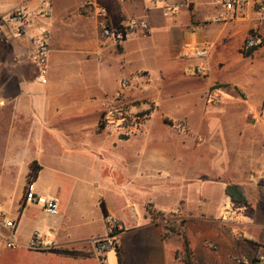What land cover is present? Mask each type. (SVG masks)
I'll list each match as a JSON object with an SVG mask.
<instances>
[{
    "label": "crops",
    "instance_id": "1",
    "mask_svg": "<svg viewBox=\"0 0 264 264\" xmlns=\"http://www.w3.org/2000/svg\"><path fill=\"white\" fill-rule=\"evenodd\" d=\"M42 1L0 0V17L22 3L33 16L32 24L21 36L13 25L2 27L0 41V209L14 222L12 231L21 244L15 250H1L0 264H102L95 258L90 242L104 235L101 203L104 211L123 225L117 239L123 264H239L233 257H264L261 117L242 131L241 177L234 182L243 188L250 205L236 210L238 216L226 222H219L214 210L222 195L227 200L223 205L230 203L224 193L225 184L215 199L199 191L194 207H190L191 200L181 196L173 209L163 211L146 201L135 214L134 207L128 204L113 209L99 192L89 205L85 191L68 190L66 184H59L62 177H70L49 171V166L41 161L49 156L61 169L70 161L74 164L72 172L82 177L84 172L79 166L84 159L107 158L93 145L108 137V123L101 131L98 125L106 115L105 103L120 90L118 85L111 94L104 90L105 71L109 70L124 77L142 72L151 81L150 71H154L159 74L161 85L182 86L185 89L179 93L189 97L199 92L200 84L197 75L189 74L188 69L203 68L199 74H208L204 87L218 84L220 87L213 91L215 96L238 101L243 96L241 102L254 111L252 106L259 107L264 99V15L256 11L255 0H248L243 9L227 14L214 0H168V4L179 8L178 14L169 19L162 17L160 5L143 0H45L51 14L44 19L36 15ZM99 9L107 12L113 29L122 30L131 20H144L151 35L144 38L132 31L118 44L106 40ZM216 17L226 21L216 23ZM38 27H45L50 33L46 83L37 79L33 57V38ZM251 36L259 37L262 43L244 56L243 43ZM185 44L206 49V57L184 60L181 53ZM116 141L113 147L120 150L126 144L120 141L130 142V137L119 136ZM118 162L121 170L113 169L111 175L120 191L138 182L163 181L153 175L150 155L126 151ZM32 164L39 167L35 190L58 201L57 215L23 202ZM172 210L185 220L174 219L168 224L163 215ZM202 215H207V219ZM236 231L241 239L235 237ZM8 232L0 228V239ZM35 235L42 250L26 247ZM52 249L79 255H60L50 252ZM115 260L117 264L116 254Z\"/></svg>",
    "mask_w": 264,
    "mask_h": 264
},
{
    "label": "rangeland",
    "instance_id": "2",
    "mask_svg": "<svg viewBox=\"0 0 264 264\" xmlns=\"http://www.w3.org/2000/svg\"><path fill=\"white\" fill-rule=\"evenodd\" d=\"M150 75L153 81L138 71L131 77L117 76L116 70L105 71L104 90L111 94L117 85L120 87L117 94L105 103L106 115L100 121L101 125L108 123L105 125L108 137L93 145L96 150L104 151L107 158L84 159L79 166L84 172L82 177L72 172L70 168L74 164L70 161L61 169L49 156L41 160L49 166V171L70 177L66 180L62 177V182L58 181L61 186L67 185L65 189L85 191L89 205L99 192L113 209L119 210L128 204L134 207L135 214L139 213V205L146 201L163 211L173 209L181 196L191 200L190 207H194L199 191L215 199L225 183L238 182L241 177L242 131L246 126H252L251 121L260 117L264 119V99L259 107L252 106L257 116L251 118L247 113L249 109L241 102L243 96L239 101L226 100L213 93L220 85L203 86L207 72L197 74L199 92L189 97L179 93L184 87L161 85L158 73L150 71ZM122 117L125 119L119 120ZM119 136L130 137V142L120 141L126 143L120 150L113 147ZM135 150L150 155L153 175H158L163 181L151 184L138 182L120 191L112 181V171L121 170L118 161L124 152ZM225 198L222 195L215 200L214 210L219 222L238 216L229 202L223 205L227 201ZM178 215V211L172 210L164 213L163 217L170 224L174 219H183ZM120 216L125 217V214ZM202 217L207 219V215ZM239 234L236 231L235 237L241 239ZM2 243L3 239H0ZM1 250H4L2 246ZM108 257L109 264H115V254L112 252Z\"/></svg>",
    "mask_w": 264,
    "mask_h": 264
},
{
    "label": "built area",
    "instance_id": "3",
    "mask_svg": "<svg viewBox=\"0 0 264 264\" xmlns=\"http://www.w3.org/2000/svg\"><path fill=\"white\" fill-rule=\"evenodd\" d=\"M154 5L161 6V14L165 19H169L178 14L179 8L168 4V0H143ZM214 3L221 6L225 13H232L237 10L243 9L248 3V0H214ZM256 11L260 15H264V0H255ZM51 14V7L48 1H42L39 4L38 11L36 13L39 18H48ZM98 16L101 19L100 27L103 37L115 44L123 41L124 37L128 32L137 31L144 38L151 35V28L149 24L144 20H131L129 21L122 30L113 29L110 26L108 14L104 9L98 10ZM32 14L26 8L25 3H22L6 16L0 17V41L2 40V27L5 25H13L16 29L18 36L23 35L32 24ZM226 19L223 17H216L214 22L221 23L225 22ZM49 30L45 27H38L36 34L33 38V57L35 60V66L37 69V79L41 83H46L48 74V57H49ZM261 44L259 37L251 36L247 38L243 43V52H248L251 49H256ZM207 55L206 49L197 48L191 44H185L181 57L185 59H199L204 58ZM202 72V69L191 67L188 69V73L191 75H197ZM3 106V102H0V107ZM250 117H255L256 113L252 110L248 111ZM23 202L28 205H39L46 213L50 215H57L59 212L58 201L52 197H45L39 195L34 186V182L26 184L23 192ZM104 224V235L101 237H95L91 239L95 258L102 264H107L109 261L108 255L110 253L116 254L118 250L117 239L123 232V225L121 221L114 215L107 212L103 215ZM0 228L2 230L9 231L3 238V243L0 244L4 249L15 250L21 247V244L17 241L14 232V222L8 220L5 214L0 209ZM31 250H42L43 245L38 237L35 235L26 246ZM234 261L239 264H264L263 256H254L252 258L246 256L233 257Z\"/></svg>",
    "mask_w": 264,
    "mask_h": 264
},
{
    "label": "trees",
    "instance_id": "4",
    "mask_svg": "<svg viewBox=\"0 0 264 264\" xmlns=\"http://www.w3.org/2000/svg\"><path fill=\"white\" fill-rule=\"evenodd\" d=\"M261 43H262V40H261ZM254 50L255 49H251L250 51L244 53V56H249ZM104 117H105V114L103 115L102 119ZM124 119H125V117H122L119 120H124ZM103 129H104L103 125L99 124L98 125V131H101ZM38 171H39V167L36 166L35 164H32L30 166V173H29V176L27 179V183L35 181L36 176L38 174ZM224 193L229 198L232 209L238 210V209L249 207V205H250L249 200L245 194V191L243 190V188L240 185L232 183V182H227V183H225ZM101 208L103 210V215L107 214V211H104V207H103L102 203H101ZM247 243L249 245H251L252 247L256 246L251 241H247ZM50 252L57 253L60 255H65V256H78L79 255L76 252L68 251V250L52 249ZM116 256H117V260H118L117 264H123L122 259L119 255V250H117Z\"/></svg>",
    "mask_w": 264,
    "mask_h": 264
}]
</instances>
